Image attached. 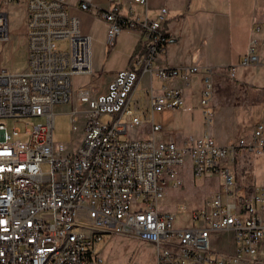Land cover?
<instances>
[{"label": "built area", "instance_id": "built-area-1", "mask_svg": "<svg viewBox=\"0 0 264 264\" xmlns=\"http://www.w3.org/2000/svg\"><path fill=\"white\" fill-rule=\"evenodd\" d=\"M147 1L107 0L105 7L77 1L78 10L107 24L110 45L119 32L133 31L140 36L141 51L104 88L95 80L74 93L72 77L94 70L91 36L81 32L70 1L0 0V42L9 40V8L26 7L27 64L21 72L0 69V264H41L52 246L60 245L62 233L71 234L69 247L53 254L49 264H102L95 247L104 235L150 244L155 264H264V186L240 184L234 171L240 156L264 154V116L248 137L218 144L209 130L214 111L206 108L213 98L214 68L159 64L170 40L163 28L167 8L148 18ZM135 4L144 7L143 15L135 12ZM252 29L260 33L262 28L254 24ZM263 64L264 41L252 38L239 67ZM145 72L186 85L193 75L201 77V136L181 145L155 138L162 125L154 122V113L185 103L180 88L164 84L147 90L151 137L120 138L127 132L126 119L142 124L129 105ZM228 77H236L235 67L228 68ZM74 97L84 108L74 104L70 123L75 129V117L84 116L82 136L73 151L61 153L52 140L53 108ZM104 115L111 119L102 122ZM27 118L42 120L8 132L6 119ZM21 134L24 141L11 140ZM187 159L194 177L217 174L221 181L203 206L191 210L186 200L176 203L175 213L191 210L197 226L174 229L175 215L161 200L168 189L183 185L176 167ZM219 234L227 236L225 249H216L213 239Z\"/></svg>", "mask_w": 264, "mask_h": 264}, {"label": "rangeland", "instance_id": "rangeland-1", "mask_svg": "<svg viewBox=\"0 0 264 264\" xmlns=\"http://www.w3.org/2000/svg\"><path fill=\"white\" fill-rule=\"evenodd\" d=\"M181 0L178 11L175 12V28L182 33L192 28L204 30L196 23L195 19L189 18L187 2ZM94 5L105 7L107 0H94ZM205 5L209 4L214 12L227 6L226 13L236 15L238 25L231 32L232 56L227 57L224 53V44L220 36L209 37L206 35H196L194 46L200 47L202 40L206 37L208 48L206 51L196 53L201 64L214 68L212 77L213 98L210 106L214 116L210 123V132L214 134L218 142L234 141L239 136H249L253 124L258 121L264 113V64L250 68L239 67V58L247 53L252 38H259L264 41V32L255 33L252 24H247L248 17L245 14L257 8L264 9V0H203ZM229 5L231 9H229ZM152 16V14H151ZM254 22L258 23V14L253 15ZM80 20V30L82 33L92 35V56L93 75H74L72 77V91L75 93L80 87H84L95 80L104 87L109 77L116 72L127 68L129 56L137 39L133 31H121L111 46L107 37V25L97 18H93L88 12L81 11L78 15ZM171 18V20L173 19ZM219 18V17H218ZM26 7L11 6L8 11L9 40L0 42V69L10 72H21L25 70L26 64V38H25ZM172 24V23H171ZM259 25V24H257ZM264 26V22L261 24ZM217 30V28H216ZM219 32V30H218ZM65 42L59 44L63 47ZM197 51V50H196ZM204 51V52H203ZM205 59V60H203ZM235 67L236 77L234 80L228 79V68ZM177 79L160 81L155 76L153 85L161 87L164 84L169 86L178 85L174 83ZM179 81V80H178ZM145 78L138 83L132 100L130 109L134 114H138L142 119V124L134 126L127 121V132L121 134V139H136L151 137L149 125L151 116L149 110V95L142 89ZM173 83V84H172ZM190 87L182 90L186 102L178 108L166 109L154 113V122L163 126L162 131L155 132L156 139L170 140L171 136H180L185 139L189 136L198 137L204 130V119L202 116L203 106L200 105V95L202 84L197 75H193L189 81ZM74 103L71 100L67 104L55 105L53 144L56 150L61 153L73 151L82 136L81 125L84 116L79 114L75 117L74 129L70 123V111ZM80 108H84L83 106ZM111 116L104 115L100 118L102 122H107ZM42 118L20 119L14 122L12 119L4 121L9 133L13 126L24 130L25 125L29 126L41 121ZM26 138L21 134L11 138L14 142L24 141ZM182 143V142H181ZM181 145V144H179ZM47 163L42 164L44 171L48 170ZM177 174L182 178L183 185L179 188H170L161 200L162 204L168 205L170 211L175 215L173 228H186L197 226V222L191 220V210L203 206L210 200L218 189L221 178L217 174H205L194 177L191 174V163L187 159L182 165L176 167ZM234 171L238 183L248 187L264 186V154L257 156H240L234 166ZM190 203V211L186 213H175L176 203L182 201ZM215 238V237H214ZM219 243L216 249H225L227 236L219 234L215 239ZM214 242V243H215ZM96 251L102 258V264H155V250L150 244L136 238L123 235H104L96 244Z\"/></svg>", "mask_w": 264, "mask_h": 264}, {"label": "crops", "instance_id": "crops-1", "mask_svg": "<svg viewBox=\"0 0 264 264\" xmlns=\"http://www.w3.org/2000/svg\"><path fill=\"white\" fill-rule=\"evenodd\" d=\"M69 1H70V4L72 5L70 8L71 14L78 17V15L81 13V11L78 10L75 7V5H76L77 1H79V0H69ZM84 1H87V2L94 5V3H93L94 0H84ZM202 1L203 0H188L187 1L188 2L187 8H189V9L187 12H188L189 18L195 19L196 23H198L200 25V27H204V30H200V29L196 30L195 28H192V30H187L183 33L175 28L176 20H175V18H173V16L175 15L174 13L178 11V8H179L178 4H180L181 0H148L147 1V17L148 18H152V19L156 18L160 8H162V7L167 8V15H166V20L163 23V28H164L166 34H168L170 40L166 45L165 53L158 58L159 64H164V65H168L171 67H178V66H184V65L209 66V65H207V63L201 64L200 62L202 59H200L199 57H196V53L198 51L199 52H201L202 50L206 51L208 48V41H207L206 37L203 38L200 47L195 48V46H194L195 39L194 38L196 37V35L198 33L201 36L202 35L203 36L206 35L209 37L214 36V38H216L217 34H218L223 41L225 55L227 57L232 56L231 32H232L233 28H237V26H239L238 22H237L238 16L236 15V17H235V15H232L231 13L227 14L226 10H224L225 8H227L226 5H224V7H222V9H220L219 11L214 12V9H212L209 4L205 5L204 3H202ZM133 7H134L135 12H137L138 14H140V15L144 14V7L143 6L135 4ZM229 9H231L230 5H229ZM151 14H152V16H151ZM257 14H258V17H257L258 23L257 24H259L261 26L262 29H261L260 33H262V32H264V26L261 25L264 22V9L258 10L256 8L254 10V12L251 11L250 13L245 14V16L248 17L246 22L248 25L251 23L252 24L251 27H253L254 24H256V23L254 22V20L252 18H254L253 15H257ZM171 18H173V19L171 20ZM103 23L106 24L105 22H103ZM216 28H217V30H216ZM218 30H219V32H218ZM133 33L137 35V39H136L135 44L133 46V50L129 56L127 67L130 65L132 57H134L135 54H137L141 51L140 36L137 32H133ZM83 34L90 35L91 39L93 40L92 35L90 33H87V31ZM241 58L242 57L239 58V61L241 60ZM203 60H205V59H203ZM92 64H93V56H92ZM93 70H94V68H93ZM113 76L109 77L106 84L111 80V78ZM197 77L200 81L201 77L199 75H197ZM143 78H145L144 85L142 86V89L144 91L147 92V90L150 87H152L154 89L160 88V87H155L153 85L154 75H149L148 73L145 72L142 74L140 80ZM227 78L230 79L229 77H227ZM232 80H234V79H232ZM177 82L179 83L178 85L174 84L172 86L180 88L181 90L188 89L190 87V83L188 85H186L184 82H182L180 80L178 81V79L174 83H177ZM106 84H105V86H106ZM104 87H102V88H104ZM184 98H185V96H184ZM72 101L74 104H77L80 107L83 106V105H80L79 103H77L76 97H74V99ZM185 102H186V100H185ZM262 116H264V113ZM82 127H83V123L81 125V128ZM162 129H163V126H162ZM212 135H213L215 141L220 145H226V144L231 142V141H227V142H221L220 143L217 141L214 134H212ZM187 138L181 139L180 136H171L170 141H174L177 144H183Z\"/></svg>", "mask_w": 264, "mask_h": 264}, {"label": "bare ground", "instance_id": "bare-ground-1", "mask_svg": "<svg viewBox=\"0 0 264 264\" xmlns=\"http://www.w3.org/2000/svg\"><path fill=\"white\" fill-rule=\"evenodd\" d=\"M71 241L70 233H62L60 236V245L52 246V253H46V258H41V264H49V260H53V254L63 253V247H69Z\"/></svg>", "mask_w": 264, "mask_h": 264}]
</instances>
